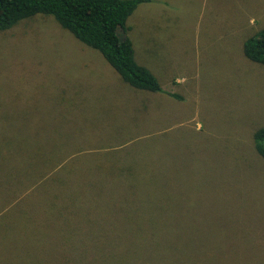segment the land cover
Masks as SVG:
<instances>
[{
  "label": "rangeland",
  "instance_id": "374dc122",
  "mask_svg": "<svg viewBox=\"0 0 264 264\" xmlns=\"http://www.w3.org/2000/svg\"><path fill=\"white\" fill-rule=\"evenodd\" d=\"M127 24L166 92L51 15L0 30V264H264V65L243 51L264 0H146Z\"/></svg>",
  "mask_w": 264,
  "mask_h": 264
},
{
  "label": "trees",
  "instance_id": "16d2710c",
  "mask_svg": "<svg viewBox=\"0 0 264 264\" xmlns=\"http://www.w3.org/2000/svg\"><path fill=\"white\" fill-rule=\"evenodd\" d=\"M144 1L0 0V30L37 14L51 15L79 41L99 50L125 83L137 89L165 91L157 75L138 60L129 35L128 18ZM243 51L247 58L264 65V26L244 40ZM253 139L256 150L264 157V125L255 129Z\"/></svg>",
  "mask_w": 264,
  "mask_h": 264
},
{
  "label": "crops",
  "instance_id": "0c3cea01",
  "mask_svg": "<svg viewBox=\"0 0 264 264\" xmlns=\"http://www.w3.org/2000/svg\"><path fill=\"white\" fill-rule=\"evenodd\" d=\"M134 45H135V42H134ZM135 48H136V45H135ZM137 49V48H136ZM143 63V61H141Z\"/></svg>",
  "mask_w": 264,
  "mask_h": 264
}]
</instances>
